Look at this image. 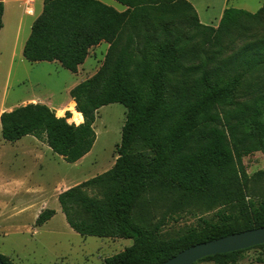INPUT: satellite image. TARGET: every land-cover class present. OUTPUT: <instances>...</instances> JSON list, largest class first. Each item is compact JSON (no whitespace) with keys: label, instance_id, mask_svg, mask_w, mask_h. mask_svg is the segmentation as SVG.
Returning <instances> with one entry per match:
<instances>
[{"label":"trees","instance_id":"1","mask_svg":"<svg viewBox=\"0 0 264 264\" xmlns=\"http://www.w3.org/2000/svg\"><path fill=\"white\" fill-rule=\"evenodd\" d=\"M116 1L126 10L96 0H44L23 47L26 60L58 61L74 73L91 46L103 40L109 47L97 72L70 89L71 117L69 111L57 116L48 105L30 102L0 114L1 137L16 141L32 135L66 162H76L93 146L97 110L114 102L124 105L113 166L57 196L67 224L78 234L132 239L103 264H157L196 243L264 226V199H246L242 164L253 152L264 157V86L243 101L233 96L244 79L264 68V36L228 55L222 46L224 36L244 21L259 22L264 0L255 12L226 7L216 26L201 23L188 0ZM2 14L0 0V29ZM81 114V123L68 122H79ZM136 143L152 154L136 150ZM86 187L101 189V197L87 194ZM157 187L218 197L236 212H219L216 221L201 218L182 235L164 239L157 224L149 228L133 216L139 198ZM54 214L42 209L35 225ZM244 250L197 262L235 264ZM0 259L15 264L3 254Z\"/></svg>","mask_w":264,"mask_h":264},{"label":"rangeland","instance_id":"2","mask_svg":"<svg viewBox=\"0 0 264 264\" xmlns=\"http://www.w3.org/2000/svg\"><path fill=\"white\" fill-rule=\"evenodd\" d=\"M262 3L263 0H229L227 6L255 12ZM38 5L39 2L36 7ZM207 18H211L210 15ZM175 24L181 26L185 34L191 33L180 20ZM259 36H264V11L258 23L244 21L239 29H233L229 35L224 36L222 46L225 48V54L234 53L243 44ZM207 48L210 46L207 45ZM97 58L100 59L101 55ZM72 78L71 71L54 62H26L25 66L18 67V70L13 67L9 77L2 74L0 90L7 89L10 99L37 96L41 98V103L49 102L56 107L66 103L69 96L66 87L72 82ZM263 86L264 68L241 82L234 92V100L249 99ZM125 113L124 105L118 102L104 105L97 110L93 124L95 141L91 150L76 163L66 162L44 146L37 155H29V150L24 148L27 138L7 141L0 136V165H3L1 161L14 162L10 183L1 185H8L4 192L35 193L39 191L38 187H43L49 191L45 194L48 208L58 209L56 216L39 226L34 225L28 213L8 220L7 230H0V254L7 256L15 264L16 260L24 264L25 259L29 262L36 261L38 264H103L105 257L116 254L132 244V239L129 238H99L78 234L67 224L57 199L54 202L56 193L104 173L113 166L117 158ZM135 149L152 154L150 149L140 143H136ZM242 164L247 174L244 186L246 199H264L262 153L257 151L243 156ZM84 190L94 197L100 198L102 195L99 188L86 187ZM12 198L0 195V201H10ZM16 199L17 197L14 201ZM219 212L234 213L236 208H232L231 204L218 197L193 193L184 195L180 189L162 190L157 187L139 198L133 216L140 225L152 228L157 224L158 235L167 239L182 235L189 227L196 226L201 218L216 221ZM195 264L213 262L199 261ZM235 264H264V246L244 250L237 256Z\"/></svg>","mask_w":264,"mask_h":264},{"label":"crops","instance_id":"3","mask_svg":"<svg viewBox=\"0 0 264 264\" xmlns=\"http://www.w3.org/2000/svg\"><path fill=\"white\" fill-rule=\"evenodd\" d=\"M96 1L101 2L107 6L113 7L115 10L119 12H122L127 8L125 5L121 4L116 0H96ZM188 1L195 8L201 23L215 26L218 23L223 10L226 7H228L227 3L229 0H209L208 2L207 0H188ZM37 2H39V5L36 7ZM2 3H3V14H2V27L0 29V77H2L3 73L5 74V77H9V75L12 74L13 67H16V70H18V67L25 66L26 62H42V61L26 60L23 57V47L25 45L27 38L30 35L31 27L34 20L42 12L44 0H2ZM28 5L33 8L32 14L27 13ZM208 14L210 15L211 18H207V16H209ZM108 47H109V43L102 40L98 44L93 45L89 48L88 54L85 60L83 61V63L78 65L76 72L74 73L72 72L73 75L72 82L66 87L67 96L69 95V91L73 86L91 77L93 74L97 72V70L102 65L101 61L102 59L104 60ZM99 54L101 55L100 59L97 58ZM93 59L95 60V63H93ZM51 62H54L55 64H59L60 66H62L58 61H51ZM13 98L15 99H10V97H8L7 89L4 88L0 90V114L3 112L11 111L12 109L20 105H25L30 102L37 103V101L41 103L42 101L41 98L37 96H28L27 98L26 97L24 98L13 97ZM70 102L74 103V108H75V102L70 97V95L66 99V103L63 105L55 107L53 106V104H50L49 102H47L46 105L52 108L57 116H64L65 112L69 111L71 117V111L66 107ZM57 110H61V114H58ZM82 121H83V117L81 114V119L79 122H75V121H68V122L79 124ZM0 130H1V125H0ZM23 138L28 139L25 142L26 145L24 146V148H26V150H29L28 151L29 155L34 156L37 155L36 153H40L42 146L46 147L48 150L51 151V149L47 146V144L38 140L32 135H25L23 136ZM0 145H1V141H0ZM84 156L82 158H84ZM82 158H80L79 160H81ZM1 163L3 165H0V195H2V197L7 196L9 198L12 197L13 198L10 201H0V230H7L6 228L7 221L10 220L11 218L17 217L22 213H28L29 217L34 221V225H35V219L38 216V214L41 212V210L49 207L45 199V194L48 193L49 191L47 189H44L43 187H38L39 191H36L35 193L34 192L28 193V191H24V192L14 191V193H7V192L5 193L4 191L8 185L6 187L5 186L2 187L1 185H3L4 183L5 184L10 183L11 177L13 176V172H12L13 169L11 168L14 167V162L1 161ZM59 193H56L54 195V202L57 199ZM15 197H17V199L14 201ZM54 210H55V214L52 217L58 214V209L55 208ZM16 263L21 264L17 260ZM24 264H38V262L36 261L29 262L26 261L25 259Z\"/></svg>","mask_w":264,"mask_h":264},{"label":"water","instance_id":"4","mask_svg":"<svg viewBox=\"0 0 264 264\" xmlns=\"http://www.w3.org/2000/svg\"><path fill=\"white\" fill-rule=\"evenodd\" d=\"M263 243L264 226H260L196 243L157 264H193L209 255L247 249ZM0 264H4L1 259Z\"/></svg>","mask_w":264,"mask_h":264},{"label":"built area","instance_id":"5","mask_svg":"<svg viewBox=\"0 0 264 264\" xmlns=\"http://www.w3.org/2000/svg\"><path fill=\"white\" fill-rule=\"evenodd\" d=\"M27 13H33V8L31 6L28 5L27 7Z\"/></svg>","mask_w":264,"mask_h":264}]
</instances>
